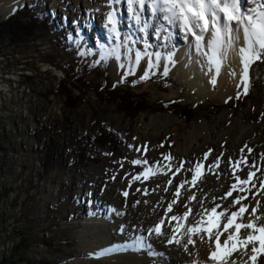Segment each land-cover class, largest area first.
Here are the masks:
<instances>
[{
    "label": "rangeland",
    "instance_id": "obj_1",
    "mask_svg": "<svg viewBox=\"0 0 264 264\" xmlns=\"http://www.w3.org/2000/svg\"><path fill=\"white\" fill-rule=\"evenodd\" d=\"M53 1L31 0L9 16L25 22L27 10L45 13L51 19L46 27L36 28L31 36L0 35V264H102L99 260L109 252L91 248L96 246L91 232H101V222L110 226L111 240L121 236L116 241L146 242L144 251L151 247L154 252L142 256L145 264H170L159 250L171 252L168 241L185 224L191 209L187 211V205L195 204L200 215L209 214L215 224L226 217L212 216L213 208L226 215L227 206L237 211L245 206L243 216L235 218L242 224L253 219L254 208L256 216L264 215V59L250 68L246 94L243 85L223 105L197 103V92L178 80V62L168 60L169 54L162 60L167 75L164 69H150L148 78L141 80L145 72L126 75L130 66L110 69L115 58L110 53L120 44L111 33L108 37L105 20L115 0H78L71 10L57 9ZM125 3L120 17L130 21ZM150 13L148 9L141 17L148 21ZM89 16L101 40L95 26L90 33L85 22ZM83 30L89 33L84 36ZM154 30L150 44L158 50L170 49L175 55L186 44L178 28L171 36L162 33L161 41L154 39ZM139 49L143 53L142 45ZM101 59L104 64L98 63ZM75 77L81 81H73ZM60 84L74 92L80 88L73 93L79 99H64ZM213 91L211 87L209 93ZM129 96H138L140 111L124 103ZM162 114L173 115L177 129L151 132V120ZM221 120L226 121L218 129ZM236 121L248 128L245 139L230 130ZM200 123L207 129L197 130ZM189 134L196 145L187 149ZM203 136L207 139L200 141ZM249 172L254 176L241 184ZM237 198L239 203H233ZM154 201L160 202L157 213L164 211L161 236L149 231L157 224L150 207ZM175 205L181 208L166 218L169 206ZM141 206L143 217L140 211L130 213Z\"/></svg>",
    "mask_w": 264,
    "mask_h": 264
},
{
    "label": "bare ground",
    "instance_id": "obj_2",
    "mask_svg": "<svg viewBox=\"0 0 264 264\" xmlns=\"http://www.w3.org/2000/svg\"><path fill=\"white\" fill-rule=\"evenodd\" d=\"M29 1H31V0H0V17L5 18V19L8 18L15 11V9L17 7H19V6L23 5V3H26ZM88 1L89 0H87V3H89ZM52 5L57 7V9L59 7V8H66L67 10H69V8H70V10H71V8L77 7L78 0H74L73 3L71 0H54ZM247 6L248 7H254L255 4H253L252 0H251ZM134 7H136L137 10H139V5H134ZM112 9L115 10L116 28H117V32L119 33V36H117L115 33L110 31V29L112 28V24L111 23L108 24V22H107L108 21V18H107L108 13H110L109 9H108V12L106 13L107 19L106 20H105V18L103 19V17H104L103 16L102 20H105V22H107V23H105V28L108 31V33H107L108 37H110V33H111L113 35V37H115L116 39H119L120 47H119L117 52L119 53L120 59L117 60L116 58H114L113 61L111 62V66H110V69H112L114 72L119 69L121 64H123L124 66H130V67L134 66L135 70H138L140 73H144L145 71L149 72L150 69L151 70L158 69L159 71H163V69L166 67L165 62H164L165 60L162 62V60L165 59L164 55L171 54V56L175 59V61L178 62L177 63L178 66H175V73L178 77V80L181 81L182 83H184L185 85H187V87L190 90H194L195 92H197V94H198V97L196 99L197 103L208 102V103L223 105L227 102V100H229L232 96H235L238 93H240L241 89H243L242 87L244 85V81L242 80V75H243L244 65L242 63L241 56L239 54L240 48L244 46L243 32L242 31H240L238 33L234 32L233 35L234 36L238 35L239 38L234 39L233 43H232V47L227 49L226 57L223 59L222 63L220 64V70H219V73L217 74L216 68L214 66H210L209 61H208V57L203 54V52L207 51V48L205 47L202 51H197V49L195 47V41H194V38L192 36L189 35L188 38L182 42V43H186V44L185 45L182 44V45H184V47L181 49V51L177 49V53H175V55H172L173 52L171 53L170 49L167 50L165 48V49L158 50V48H156V47L152 46V44H150V41H152V40H150L151 28H149L147 30V32H141L138 30L139 27L142 26L143 22H148L146 17H145V19H143L141 17L142 24L137 25L135 20H133V19H131L130 21H127V20L124 21V20H122V18H120L121 13H123V12L121 11V7H119V5L117 3L112 5ZM66 12L62 11V13L61 12L60 13L63 14ZM127 12H129V11H127ZM99 16H101V13H99ZM66 19H68V17ZM85 22H86V24H89L88 26H89L90 33L93 31L92 27L95 26L94 31L96 30L95 31L96 36L98 37L99 40H101L103 38L102 34H99V29L96 28L95 22L93 21L92 17L89 16L88 20H86ZM161 23H164L165 27L168 29V32L172 33V30H174V29L170 25H167V23L164 21H161ZM234 27H235V25H234ZM87 31H88V29H87ZM83 32H84V30H83ZM124 32H127L128 34L123 35L122 33H124ZM88 33L84 32L83 35L86 36V34H88ZM153 35H154L153 36L154 39L156 37L157 40L161 41V35L162 34L156 35L155 30H154ZM204 36H205V42H207V40L211 38V32H206L204 34ZM125 37H127L126 43L124 42ZM166 39L163 40L165 44L168 42V40L166 41ZM175 39H177V38L175 37ZM177 42H178V40H177ZM141 45H142V47H144L143 52L146 51L147 53H160L161 54L160 60L157 61L155 55H152L150 57L144 56L141 59L140 64L135 65V54L137 51H140V49L138 50V48ZM100 46H102V45L100 44ZM167 48H168V46H167ZM162 50H164V51L162 52ZM149 59H151L152 63L155 65V67L148 68L147 64H148ZM179 64H180V66H179ZM253 65H254V62L249 66L248 73H249L250 68L253 67ZM213 77H215V80H216L215 84L212 83ZM211 87H213L215 90V91H213V93H209ZM225 121L226 120H224V121L221 120L219 122L218 129L222 128V125L224 124ZM168 126L169 127L175 126V129H177L178 124L175 122V117L173 115H170V114H162L161 116L155 117L151 120L150 131L155 133L160 128L168 127ZM198 128H199V131L200 130L203 131V130L207 129L205 127L204 123L198 124L196 129L198 130ZM229 128H231L230 129L231 131H239L238 132V135H240L239 138L245 139L247 137L248 128L241 126L239 121H236L232 125V127H229ZM193 136L194 135L189 134V136L186 139L185 145L187 146L186 147L187 149H188V147L196 145V143H193ZM206 139L207 138L203 136V137H201L200 141H203ZM199 145H200V143L197 144V147ZM217 187H218L217 190H219L221 187V183H219L217 185ZM159 203L154 201L152 203V205H150V207L152 209L151 212H153L152 214H155L153 216L154 218H152V219L155 221L157 220L156 225H158V224L160 225L161 220L164 217V211L161 212V215H160V213L159 214L157 213V211H158L157 207L159 206ZM194 206H195V204L193 206H189V205L186 206L187 211L189 208H191V209H189V210H191L190 214L187 215V217L185 218V224L183 225V227H181L182 228L181 231L174 235L176 237V239H179L181 241V243H179V244H177V243H169L168 244L167 243L168 245L166 248L171 250V252H169V253L164 248H163V250H159L162 253L161 254L162 257L169 260L170 264H183L184 262H188V263L191 262L190 264H192L193 261H196L197 264H208V256H209V253L211 252V250L215 247V243H214V241L209 240L206 232H203L200 235H193L192 239L195 241V243L194 244H188V250L187 251L184 248V245L187 244V239H188L187 232H188L189 227L195 225L197 223V221H203V223L200 225V227L201 228H207V226H210L208 221L212 220V217L209 214L201 216L200 212H198V208L194 207ZM179 208H181V207L175 205L172 207L170 212H167V210H166L167 213H166L165 217L167 218V216H172L174 213L178 212ZM203 208H205V207L202 206L200 209H203ZM227 208H228V210H227L228 212H226V215H224L226 218L221 219V221L218 223L219 229L222 232H223L224 224H226L228 222V217H230L233 212H237V208L234 206H227ZM175 209H177V211H175ZM134 210H136L135 214L138 211H140L141 212L140 215L142 216L144 214L145 207L141 206L138 209H132L130 213L132 214ZM246 220H247V218H246ZM179 222H180V220H179ZM101 223H100L101 227L99 224H97L99 228H102L101 232H94V233L91 232V234L95 238L93 243L96 245L94 247L91 245V248L95 249L96 252L98 250L103 252L104 250H107L108 248H112L111 251L107 250L109 252V256L102 257L99 260L102 264H145L144 263L145 260L142 259V256L145 254H148V253L150 254V252H152V253L154 252L153 250H151V247L149 248V251H144L143 248H144L145 244H147L146 242H143L144 245H140V244L137 245V242H136V244L131 245V243H129V242L125 243V242H123V240L122 241H116V239L121 237V236H118L115 240H111V238H109L110 226L107 227L106 222H101ZM91 225H93V224H89V226H91ZM156 225L153 226V229H154V227H156ZM211 226L213 228H215V223H213ZM250 231H251L250 229H243L242 228L240 230V237L241 238L246 237L248 232H250ZM152 232H153V234L155 233L154 231H152ZM229 232H234V228L229 229ZM229 232H223V234L220 236L221 245H223V241L228 238ZM201 236H203V239H201ZM172 239H173V237H172ZM121 243H124L125 245L121 244ZM117 244H119L117 246L118 250H114V246ZM256 246L259 247L258 242H257ZM122 247H128V249H131V250L128 251L127 249H123V251H122V249H121ZM163 247H164V245H163ZM251 247L252 246L249 245L247 249H244V250L239 251V252H234L232 254L231 259L236 260L238 262V264H244L245 261H247V264H251V261L249 260V256L251 255ZM125 250H127V251H125ZM89 261H91V260H89ZM147 263L148 264H150V263L151 264H164V261L149 260V261H147ZM258 264H264V255L259 257Z\"/></svg>",
    "mask_w": 264,
    "mask_h": 264
},
{
    "label": "snow or ice",
    "instance_id": "obj_3",
    "mask_svg": "<svg viewBox=\"0 0 264 264\" xmlns=\"http://www.w3.org/2000/svg\"><path fill=\"white\" fill-rule=\"evenodd\" d=\"M119 3L120 0H115ZM255 4L254 7H245L248 4V0H127L128 11L131 14V18L135 20L137 25H141V15L148 9L151 10L150 16L148 17V22H143L142 26L139 27V31L147 32L149 28L156 29V35H161L167 32L168 29L165 27L164 21L167 25H170L173 29L178 28L184 33V38L187 39L188 36H192L195 41V47L197 51H202L205 47L206 52L204 55L208 57L210 66L216 68L217 74L220 70V64L226 57L227 49L232 47L234 39H238L239 36H234V32H243V43L244 46L240 48L239 54L241 56L242 63L244 65L242 80L244 81L245 94L247 93V75L249 66L256 60L264 59V0H252ZM134 5H139V10H137ZM108 21L112 24L110 31L119 36L116 28L115 13H108ZM154 22V23H153ZM235 25V27H234ZM206 32H211V38L205 42L204 34ZM172 33L169 32V36ZM125 43L127 42V37H125ZM191 43V42H190ZM114 55L117 60L120 59L119 53H110ZM155 55L156 60L159 61L161 58L160 53H147L146 51L141 53L137 51L135 54V65H139L141 59L144 56ZM168 60L172 59L171 54L167 57ZM148 68L155 67L151 59L148 60ZM120 67H124L123 64ZM135 71V67H131L126 75H130ZM164 75L168 74L167 67L164 68ZM148 78V72L145 71L143 75L140 76L141 80ZM123 82V76L121 81ZM215 77L212 78V83L215 84ZM135 83V81H133ZM116 85L114 84L113 87ZM251 151V149H249ZM207 154H205V158ZM165 159H171L169 156H165ZM134 164H139L141 161L134 160ZM200 165L196 166L199 170ZM151 169L147 172L151 173ZM179 171V169H177ZM254 176V173L249 172L248 179L239 181L241 184H248L249 181ZM145 179H148V175H144ZM134 179H140V176L134 177ZM198 179L197 175L194 174L192 178V183L195 184ZM172 183V181H169ZM183 187V185H181ZM264 187V183H262ZM233 190L237 189V185H232ZM243 190V189H240ZM127 195V193H124ZM179 194V193H177ZM232 193L226 194L230 196ZM194 198V197H193ZM241 198H237L233 203H239ZM218 207V206H217ZM171 210V206H169ZM185 213V217L190 214ZM246 211L245 206H241L239 211L233 212L230 217H228V222L223 226V232H229V229L234 228V232H229L228 238L223 241V245L220 243V236L223 232L219 229V224H215V228L211 225L214 221L209 220V227L201 228L200 225L203 221H197V223L189 227L187 232V244L184 245L185 250H188V244H194L195 241L192 239L193 235H200L206 232L210 241H214L215 247L211 250L208 256V264H238L236 260L231 259L234 252H239L247 249L251 245V255L249 260L251 264H258L259 257L264 255V224H260L259 221L264 219V215L256 216V209L252 210L253 219L247 224L236 223L234 218L242 217L243 213ZM212 216L223 217L224 212L216 213V208L211 210ZM173 219H177L173 217ZM163 223V221H161ZM250 229L247 236L244 238L240 237L241 229ZM150 232L154 231L157 236L164 235L161 230L160 225H156L154 229H150ZM203 239V236H201ZM169 243H181L179 239L173 236ZM257 242L259 247L256 246ZM192 264H197L193 261ZM247 264V261L244 262Z\"/></svg>",
    "mask_w": 264,
    "mask_h": 264
},
{
    "label": "trees",
    "instance_id": "obj_4",
    "mask_svg": "<svg viewBox=\"0 0 264 264\" xmlns=\"http://www.w3.org/2000/svg\"><path fill=\"white\" fill-rule=\"evenodd\" d=\"M24 8L31 9V5L28 6H23ZM28 16L26 17L25 22H21V21H16V19H11L10 17L7 18L4 21H0V35L2 34H8L10 36H19V35H24V36H31V34L33 33V31L38 28V27H46V23H51V19L45 14V13H31L30 11L28 12V10L26 11ZM106 55H103V59L106 58ZM103 59H101L100 62L98 63H102ZM105 62L103 61V64ZM83 64V63H82ZM73 81H77L80 82L81 80L79 78H73ZM62 83V81H61ZM83 83V82H82ZM61 86V84H60ZM63 93H61V95H63L64 99L70 101L73 100L74 98H76L77 100L79 99L76 96H73V93L77 92L79 93V89L80 88H76L75 92L73 91V87L66 89L67 86H61ZM68 88V87H67ZM118 100L122 101V97L117 96ZM120 98V99H119ZM131 98V99H130ZM127 100H125L124 103H126L127 106H132L133 110H136L137 112L140 111V108H138V96H129L128 98H126ZM130 99V100H128ZM68 105V106H67ZM66 107H70L69 104L67 103ZM134 112V111H133ZM184 117H186V115L184 113H181ZM181 115V116H182ZM46 156V155H45ZM49 156V155H48ZM46 156V157H48Z\"/></svg>",
    "mask_w": 264,
    "mask_h": 264
},
{
    "label": "water",
    "instance_id": "obj_5",
    "mask_svg": "<svg viewBox=\"0 0 264 264\" xmlns=\"http://www.w3.org/2000/svg\"><path fill=\"white\" fill-rule=\"evenodd\" d=\"M107 250H110V248H108ZM116 250V249H115Z\"/></svg>",
    "mask_w": 264,
    "mask_h": 264
}]
</instances>
